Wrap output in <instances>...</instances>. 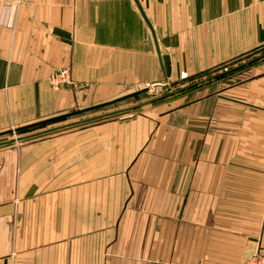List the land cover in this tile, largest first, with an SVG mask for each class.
<instances>
[{
	"label": "crops",
	"instance_id": "crops-1",
	"mask_svg": "<svg viewBox=\"0 0 264 264\" xmlns=\"http://www.w3.org/2000/svg\"><path fill=\"white\" fill-rule=\"evenodd\" d=\"M261 45L264 0H0V264L264 251V61L210 91L10 142ZM62 66L76 86L54 90Z\"/></svg>",
	"mask_w": 264,
	"mask_h": 264
},
{
	"label": "rangeland",
	"instance_id": "rangeland-1",
	"mask_svg": "<svg viewBox=\"0 0 264 264\" xmlns=\"http://www.w3.org/2000/svg\"><path fill=\"white\" fill-rule=\"evenodd\" d=\"M260 52H261V50L260 51H257V52H254V53H251L249 55H245V56L241 57L238 60L235 59L231 63L227 64L225 67H222L221 69L219 68L216 72L208 73L207 75L206 74L199 75L197 77L190 78V79H186V80H181L179 82L163 84V86H160V85L159 86H154L153 88H152V86L151 87L150 86H147L150 90L148 92H145L146 94H142L139 97H136V98H133V99L121 100V101H118V102H116L114 104L106 105L104 107L99 108L98 110H94V111L89 112V113L87 112L85 115H81V117L87 118V117H89L88 115H99V114L107 113V112H110V111H115V110H119V109H125V108H128L130 106H134V105H137L139 103H143V102H145V101H147L149 99H152L154 97H157V96L161 95L165 91L176 90L177 88L185 87V86H187V85H189V84H191L193 82H196V81L205 79V78H207V77H209L211 75H215L217 73H221V72H223V71H225L227 69H230V68H232V67H234V66H236V65H238V64H240L242 62H245L248 59H250V58H252V57L260 54ZM261 61H264V60H261ZM256 63H259V62H256ZM250 65H252V64H250ZM222 77H224V76H222ZM222 77H220V78H222ZM225 77H227V74H226ZM220 78H216V79L211 80V81H209L207 83H203L202 85L197 86V87H194V88H192L190 90H187L186 92H184L182 94H179L178 96H174V97H172L170 99H166V100H164V102H166V101L167 102H172L173 100L178 99L180 97H187V96L189 97L190 95H193L197 91L198 92L199 91H205V89H207L208 91H210L214 86H216V85H218L220 83V80H219ZM213 81H216V84H215V82L213 84H210ZM144 106H146V105H143L142 107H144ZM124 112H126V111H123V112H120V113H117V114H113L111 117H118L120 115H124ZM134 112H137V111H134ZM134 112L131 111V110H127L126 113H134ZM76 117H79V116H76ZM76 117H73V118H76ZM73 118H68V119H64V120H61V121H56V122H54L52 124H47V126L57 124V125L54 126V127H56V126H59L58 123H64V122H67V121H68V123H70V122L76 121V120H73ZM61 125H63V124H61ZM16 136H20V135L18 134V135H15L13 137H16Z\"/></svg>",
	"mask_w": 264,
	"mask_h": 264
},
{
	"label": "trees",
	"instance_id": "trees-1",
	"mask_svg": "<svg viewBox=\"0 0 264 264\" xmlns=\"http://www.w3.org/2000/svg\"><path fill=\"white\" fill-rule=\"evenodd\" d=\"M260 50H261L260 54L254 56V57L248 59L247 61L242 62V63H240V64H238V65H236V66H234V67H232V68H230V69H227V70L221 72L222 74H220V75H218V76H215V75L218 74V73H217V74H215V75H211V76H209V77H207V78H205V79H202V80H199V81L193 82V83H191V84H189V85H187V86H185V87L177 88V89H179V92H178L177 94H175V95H173V96H170V97H167V98H164V99H162V100H158V101L152 102V103H150V104L159 103V102H162V101H164V100H166V99H170V98H172V97H174V96H178L179 94H182V93L186 92L187 90H190V89H192V88H194V87L200 86V85H202L203 83H207V82H209V81H211V80H214V79H216V78H220V77H222V76H225L226 74L228 75L230 72H234V71H236V70H238V69L244 67L245 65L254 64V63H256V62H259V61H261V60H264V45H261L260 47H257V48H255V49H253L252 51H249V52L245 53L244 55H241V56H239V57H237V58H235V59L238 60V59H240L241 57H243V56H245V55H249V54H251V53H254V52H257V51H260ZM259 55H262V57L256 59V57L259 56ZM235 59H233V60H231V61H227V62H225V63L219 65V66L216 67L215 69H212V70H208V71H204V72L198 73V74L193 75V76H191V77H188V78H186V79L194 78V77H197V76H199V75H204V74L207 75L208 73L216 72L219 68L221 69L222 67H225L227 64L231 63V62L234 61ZM253 59H255V60H253ZM186 79H183V80H186ZM142 94H146V93H145V92H141V93L135 94V95L130 96V97H125V98L115 99V100H113V101H111V102L103 103V104L97 105V106H95V107H92V108H89V109H85L84 111H82V114L87 113V112H91L92 110H98V109L101 108V107H104V106H106V105L114 104V103H116V102H118V101H121V100H129V99H133V98L139 97V96L142 95ZM141 107H142V106L136 107V108L132 109L131 111H133V112H134V111H139V110L141 109Z\"/></svg>",
	"mask_w": 264,
	"mask_h": 264
},
{
	"label": "water",
	"instance_id": "water-1",
	"mask_svg": "<svg viewBox=\"0 0 264 264\" xmlns=\"http://www.w3.org/2000/svg\"><path fill=\"white\" fill-rule=\"evenodd\" d=\"M140 12L142 13L143 15V12L142 10L139 8ZM144 16V15H143ZM144 19L145 21L147 22L148 26L150 27V24L149 22L147 21V19L145 18L144 16ZM262 57V55H259L256 57V59ZM255 60V59H253ZM222 73H218L217 75L215 76H218ZM159 86V85H157ZM160 86H163V85H160ZM154 87V85L152 86V88ZM150 89L148 87H144V88H141L137 91H134L130 94H127L121 98H125V97H130V96H133L135 94H138V93H141V92H148ZM179 92V89H176V90H172V91H165L163 92L161 95L157 96V97H154L152 99H149L143 103H139L137 105H134V106H130L128 108H125V109H119V110H115V111H110V112H107V113H103V114H99V115H94L92 117H87V118H84V119H81V120H78V121H73V122H70V123H67V124H64V125H60V126H56V127H52V128H49V129H46V130H43V131H40V132H37V133H34V134H31V135H27V136H19V137H15L13 139L10 140V142H15V141H20L24 138H27V137H31V136H34V135H37L39 133H46V132H49V131H53L55 129H58L60 127H64V126H72V125H75L77 123H81V122H87V121H91V120H96V119H99V118H102V117H105V116H110V115H113V114H117V113H120V112H123V111H127V110H132L136 107H139V106H143V105H147V104H150L152 102H155V101H158V100H162L164 98H167V97H170V96H173L175 94H177Z\"/></svg>",
	"mask_w": 264,
	"mask_h": 264
},
{
	"label": "built area",
	"instance_id": "built-area-1",
	"mask_svg": "<svg viewBox=\"0 0 264 264\" xmlns=\"http://www.w3.org/2000/svg\"><path fill=\"white\" fill-rule=\"evenodd\" d=\"M19 0H17L18 2ZM11 1L4 2L5 8H10ZM48 82L52 89L58 90L63 85L71 84L76 86L70 78V71L67 66H62L55 69L48 77ZM242 264H264V251L260 249L253 250L243 261Z\"/></svg>",
	"mask_w": 264,
	"mask_h": 264
}]
</instances>
